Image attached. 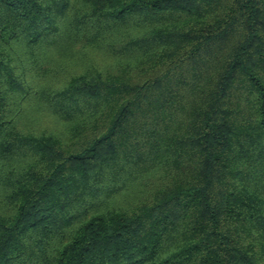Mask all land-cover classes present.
Segmentation results:
<instances>
[{
  "label": "trees",
  "instance_id": "obj_1",
  "mask_svg": "<svg viewBox=\"0 0 264 264\" xmlns=\"http://www.w3.org/2000/svg\"><path fill=\"white\" fill-rule=\"evenodd\" d=\"M0 264H264V0H0Z\"/></svg>",
  "mask_w": 264,
  "mask_h": 264
}]
</instances>
